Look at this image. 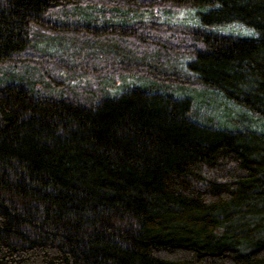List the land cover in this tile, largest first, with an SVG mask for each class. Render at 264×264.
<instances>
[{
    "label": "trees",
    "instance_id": "1",
    "mask_svg": "<svg viewBox=\"0 0 264 264\" xmlns=\"http://www.w3.org/2000/svg\"><path fill=\"white\" fill-rule=\"evenodd\" d=\"M58 9L87 12L48 19ZM148 10L199 11L201 26L126 14ZM235 26L254 35L223 33ZM147 29L202 47L157 42L191 57L189 77L128 62L119 41ZM53 33L85 38L71 58L87 63L47 55ZM110 52L122 60L92 67ZM19 64L63 95L0 83V264H264V133L202 126L191 100L167 94L213 89L264 119V0H0V68ZM121 74L157 92L110 97L103 86ZM92 75L105 76L101 95ZM76 81L96 94L90 104Z\"/></svg>",
    "mask_w": 264,
    "mask_h": 264
},
{
    "label": "rangeland",
    "instance_id": "2",
    "mask_svg": "<svg viewBox=\"0 0 264 264\" xmlns=\"http://www.w3.org/2000/svg\"><path fill=\"white\" fill-rule=\"evenodd\" d=\"M85 12H87L85 9H80L77 11L74 9H58L50 12L48 19L54 21H73L75 20L73 16H75L76 13L81 14ZM198 12L199 11L189 12L185 10H148L145 12L137 11V14L133 12L126 14L130 18H135L137 15H139L141 19L146 18L148 20L149 18H153L158 22H169L174 25H181L183 27L191 26L198 28L201 26L200 18L197 14ZM142 32L145 37L144 41L135 37L129 38L125 41H119L123 42L120 45L124 46L125 51H130V53H128L130 54L131 58L127 59L128 62H137L141 59H144L143 61L153 64L160 70H165L166 72L168 71V73H175L185 78L190 76L185 68L186 62L191 58L190 56L186 57L182 53L163 48L161 46L162 44H157L159 41L182 50H185L187 47H192L193 49H202V47L196 43V41L192 39L190 35L178 31L161 32L148 29L143 30ZM223 33L234 34L242 38H250L252 35H254L252 31L238 26L223 28ZM73 36L74 35L70 33H65L63 35L53 33V35L50 36L51 41L44 43L46 48L43 50L47 55L53 56L54 58L56 57L55 59L57 60L68 58L69 64L71 65L87 63L88 59L85 57V54L75 59L71 58L77 50H85L86 48L83 41L85 38H75ZM115 43L116 42H114V44ZM36 48L32 47L28 51V54H38ZM152 53L156 54L155 58H150ZM74 56H76V54H74ZM114 56L115 55L113 52L106 54L104 53L101 55L102 60L97 59L99 60L98 63H94V66L92 67H96L95 69L98 71H102L105 68H110L111 64L115 63V61L119 62L122 60L115 59ZM147 56H149L148 59H146ZM49 69H53V75L59 78L61 73L59 74L58 71H60V69H54L53 65H51ZM74 73L76 76L79 74V72ZM89 77L91 81L89 82L90 85L87 87V89L92 90L93 88V90L96 91L98 95H101L102 90L97 84L102 79H104L105 76L92 75ZM60 79L66 81V83L70 82V78L68 77H62ZM43 82L44 79L41 77L38 71L28 64L9 65L0 68V83L2 85H22L29 91L39 92L54 98H59L60 95H63V92L59 91V88L54 87L52 90H49V88H47V83ZM150 83V81L144 80L143 82L139 78L121 74L114 77L111 81H107V83L103 86V89L110 95V97H117L123 92H126L130 88L134 87L141 88L148 92H157L153 86L150 85ZM77 84L84 88L86 87L85 84H82L79 81L73 83V85ZM87 91L89 90H86V88H78V90L74 92V95L77 97L76 99L86 105L90 104V102H92L90 99L96 96V94L91 93V91H89V93L86 95ZM167 94L176 99L191 100L194 112L191 119L202 126L228 132H240L247 130L264 133V119L255 116L248 110L239 107L236 103L227 100L220 92L216 90L206 88L186 89L172 87L167 89Z\"/></svg>",
    "mask_w": 264,
    "mask_h": 264
}]
</instances>
